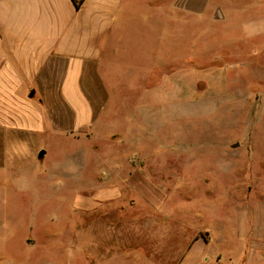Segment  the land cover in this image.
<instances>
[{
  "label": "crops",
  "instance_id": "0c3cea01",
  "mask_svg": "<svg viewBox=\"0 0 264 264\" xmlns=\"http://www.w3.org/2000/svg\"><path fill=\"white\" fill-rule=\"evenodd\" d=\"M187 19L195 22L193 49L202 56L213 49L212 37L201 42V36L212 34H207L210 26L245 33L229 40L238 45L264 37V0H0V190L6 177L19 180L50 147L64 144L71 147L64 164L55 161L44 173L73 174L91 157L108 166L103 170L109 179L138 174L132 162H147L155 146L137 141L119 116L138 112L132 105L139 98L133 95L142 97L141 113L147 116L146 103L161 95L169 77L164 68L171 58L180 59L179 51L169 54L170 44L186 50ZM121 194V187H106L99 196ZM245 196L241 206L233 204L240 222L224 237V252L212 251L206 228L188 233L180 223L174 235L168 227H156L167 235L161 238L150 231L159 223L148 219L105 224L108 231L97 238L116 252L149 247L159 254L158 260L147 258L149 264H264V189H248ZM144 208L168 212L162 205ZM90 240L78 236L69 243Z\"/></svg>",
  "mask_w": 264,
  "mask_h": 264
},
{
  "label": "rangeland",
  "instance_id": "374dc122",
  "mask_svg": "<svg viewBox=\"0 0 264 264\" xmlns=\"http://www.w3.org/2000/svg\"><path fill=\"white\" fill-rule=\"evenodd\" d=\"M185 28L186 50L170 44L169 54L179 51L181 60L171 58L164 68L169 77L161 95L146 103L147 116H142L140 95H133L139 98L132 105L138 109L135 116L118 115L137 141L155 146L147 162H132L138 174L109 179L103 170L108 166L91 157L73 174L44 173L55 161L64 164L71 151L65 144L50 147L43 161L29 165L19 180L6 177L0 190V264H149L147 258L159 259L149 247L116 252L97 238L108 231L105 224L147 219L159 223L152 232L165 226L177 235L180 223L188 233L206 228L212 251H226L224 237L240 222L233 204L241 206L248 189H264V37L238 45L229 40H241L245 33L210 26L207 34H212L201 36V42L212 37L213 49L197 56L195 22L187 19ZM145 119L147 125L141 126ZM106 187H121L122 194L99 196ZM78 202L89 207L82 209ZM146 205H162L168 212L146 211ZM161 231L155 234L167 237ZM78 236L91 240L69 243Z\"/></svg>",
  "mask_w": 264,
  "mask_h": 264
},
{
  "label": "trees",
  "instance_id": "16d2710c",
  "mask_svg": "<svg viewBox=\"0 0 264 264\" xmlns=\"http://www.w3.org/2000/svg\"><path fill=\"white\" fill-rule=\"evenodd\" d=\"M75 5L78 7L79 6V3H75Z\"/></svg>",
  "mask_w": 264,
  "mask_h": 264
}]
</instances>
